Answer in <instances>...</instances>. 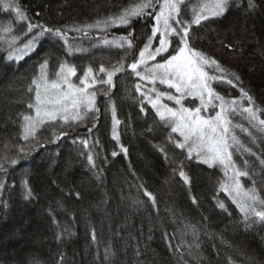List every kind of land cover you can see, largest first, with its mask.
<instances>
[{
	"label": "trees",
	"instance_id": "trees-1",
	"mask_svg": "<svg viewBox=\"0 0 264 264\" xmlns=\"http://www.w3.org/2000/svg\"><path fill=\"white\" fill-rule=\"evenodd\" d=\"M201 1L185 0L180 20H190L189 48L217 62L204 70L223 97L231 158L248 173L239 179L255 189L254 208L242 212L225 190L226 169L177 146L182 136L152 102L164 93L158 102L175 106L167 95L178 93L130 67L152 37L160 0L128 24L117 17L142 0H14L23 17L0 3V264H264V221L255 216L264 211V0H230L223 15L196 24L190 12ZM179 38L154 61L172 55ZM89 68L94 110L81 107V119L57 117L24 139L33 80L65 74L84 86Z\"/></svg>",
	"mask_w": 264,
	"mask_h": 264
},
{
	"label": "snow or ice",
	"instance_id": "snow-or-ice-1",
	"mask_svg": "<svg viewBox=\"0 0 264 264\" xmlns=\"http://www.w3.org/2000/svg\"><path fill=\"white\" fill-rule=\"evenodd\" d=\"M0 3H2L6 9H14L18 16L23 17V13H21L19 8L14 4V0H0ZM181 3L182 0H163L158 13L154 17L156 26L152 29V36L156 37L157 33L160 32L161 27L163 28V32L159 36V47L155 48L154 52L149 51L152 40V37H150L149 43L145 44L144 49L139 52V59L134 61L130 67L137 75H140L137 71L139 65L144 64L147 59L155 60L156 56L168 51L171 42L166 37L169 33L180 37L179 43L184 46L179 47V50L175 55H170L168 58L164 59L163 63L155 64L153 68L149 70L148 76H142L141 78H149L154 83L157 76H159L161 83H167L170 88H175L178 93H181V97L192 96L200 99L201 107L195 109L184 108L181 106L179 110H175L167 107V105H162L161 107H163L165 111L158 110V115L164 120L166 112L171 118V123L174 125L172 131H179L180 135L184 137L185 142L192 141V143L189 144L190 157L192 151L195 150L198 156H203L204 163L211 165L212 163L219 161L221 164H224L225 160L231 161V154L228 152V144L226 140L228 128L226 126L221 127L219 132H217V128L218 126L226 125L229 122L222 116V113L225 111L223 97L216 94L208 83L209 80H213L215 77L209 76L204 70L205 66L217 64V62L215 60H210L201 52L188 48V28H183L181 34V32L173 26L172 21L176 24H181V20L179 19ZM229 4L230 0H213L211 5V15H223L228 9ZM149 6H151V0H147V3L142 0L141 3L133 6L131 10H124L117 19L122 24H128L130 22V17L143 14L144 9ZM249 6H252V0H249ZM206 18L207 17L202 11L195 16L194 22L199 24L201 19ZM97 23H99V21ZM3 30L9 31L11 29L4 28ZM29 30H31V26H29ZM48 31L51 30L49 29ZM56 34L61 35L59 30H56ZM145 53H147V57L145 56ZM46 64L47 62H45V65L41 66L42 69L46 67ZM217 67L219 66L217 65ZM63 71L64 65H61L60 73ZM105 71L106 70L102 66L100 72ZM119 71H122V67L107 71L108 79L103 82L111 84L113 75ZM60 73H57V75L59 76ZM68 73L75 75V69L69 68ZM91 74L92 69L89 68L84 74V78H81L80 84L84 85V87L74 86L68 82L66 77L62 79V82H57L56 80L48 82L42 74L41 80H43V84L33 80V84L36 86L35 103L29 104L28 107L35 109V116H24L26 123L24 125L23 138L28 139L30 135L34 136L38 126L49 121H55L58 116L67 122L70 109L73 112L71 118L74 120L82 118L78 111L81 107L86 111L94 110L95 93L88 94L86 89L89 85L85 83L86 79L91 76ZM229 83H231V81H229ZM65 85L67 87L66 91L64 89ZM137 90H139V86H137ZM162 95L165 94L158 93L157 101L152 102L153 107L157 106L158 99ZM205 97H207V100ZM213 98L222 102L220 105L221 110L216 113L214 118L205 119L200 116V113L202 108L206 106L207 103L211 102ZM167 99L175 100L176 104H181V98L174 97L170 94L167 95ZM248 99L251 100V97H248ZM245 111L249 112L252 118L255 119V113L252 112L251 109L246 108ZM116 122L118 123V121ZM260 123L264 124V120H261ZM63 134L66 133H62V135ZM193 138L195 139L193 140ZM235 139L236 138L233 137V140ZM177 146L183 148L185 145L184 143H180ZM113 155H115V153H113ZM88 159L91 162V156H89ZM12 163L15 164L17 161L13 160ZM183 175V172H181V176ZM247 175L248 173L239 170L236 172L237 177ZM235 188L237 195H242L254 203L258 200L255 189L243 190V186L240 184L239 180H235ZM30 195L31 192H28L27 196ZM219 207L224 209L225 205L219 203ZM240 208L242 212L245 211L243 205H240ZM255 216L261 221H264V211H256Z\"/></svg>",
	"mask_w": 264,
	"mask_h": 264
},
{
	"label": "rangeland",
	"instance_id": "rangeland-1",
	"mask_svg": "<svg viewBox=\"0 0 264 264\" xmlns=\"http://www.w3.org/2000/svg\"><path fill=\"white\" fill-rule=\"evenodd\" d=\"M184 1H185V0H182L181 5L183 4ZM162 2H163V0H160L159 4H158V6H157V9H156V14L158 13L159 8H160ZM212 3H213V0H202L201 3L198 4V6H196V8H194V10H192V11L190 12V15L193 17V22H194V20H195V16H196L197 14H200L202 11H203V14H204L206 17L213 16V15H211V11H212V9H211V5H212ZM179 19H180V16H179ZM189 21H190V20H189ZM189 21L186 22V23H184V22L181 21V24H176L174 21H172V24H173V26H174L177 30H179V31L181 32V34H182V30H183V28H186V27L189 25ZM154 26H156V22L154 23ZM162 32H163V28L161 27V30H160V32L157 33V36H156V37H153V36H152V40H151V45H150L149 51H153V52H154L155 48L159 47V36H160V34H161ZM173 36H175V35L169 33V35H168L166 38H168V39L171 41V38H172ZM153 39H155V40L153 41ZM179 40H180V38L178 39V43H177V45L174 47L175 50H174V52H173L172 55H175V54L178 52L179 47H183V46H184L183 44L179 43ZM152 41H153V42H152ZM103 43H104V44H108V43H112V44H114V43H118V41H116V40H111V41H107V42L104 41ZM148 43H149V42H148ZM154 45H155V46H154ZM170 46H171V44H170ZM188 48H189V46H188ZM25 51H27V50H25ZM25 51H20V52L17 54V56H18V57L22 56V55L25 53ZM165 53H166V52L162 53L161 55L156 56L155 59H157L158 57L163 56ZM145 56L147 57V53H145ZM163 62H164V60H163V61H160V60H159V61H154V60H151V59H147L146 62H145L144 64H141V65H139V66L142 67V71L144 72L143 74L146 75V76H148L149 70L152 69L153 66H154L155 64H157V63H163ZM66 74H67V73H66ZM64 77H66L65 74H63V75H62L58 80H56V81H57V82H62V79H63ZM148 80L152 81V80L149 79V78H148ZM155 81H160L159 76H157V78L155 79ZM48 82H49V81H48ZM210 82H211V80L208 81L209 84H210ZM41 84H43V80H42V83H41ZM164 84L168 86L167 83H164ZM74 86H75V85H74ZM77 87H78V86H77ZM79 87H84V86H79ZM64 89H65V91L67 90L66 85L64 86ZM172 89H174V90L176 91L175 88H172ZM86 92H87L88 94H91V92L88 90V88L86 89ZM176 92H177V91H176ZM177 93H178V92H177ZM174 97H175V96H174ZM176 97L181 98V100H182L181 93H178V96H176ZM185 97H192V96H185ZM192 98H197V99L199 100V107H201L200 99H199L198 97H192ZM205 99L207 100V97H205ZM156 101H157V100H156ZM173 101H174V103H175V100H173ZM162 105H164V104H163V103H159V102H157V106H156L157 111H158V110H159V111H165L164 108L161 107ZM219 105H220V103H216L215 100H214V98H213V99L211 100V102L207 103L206 106H204V107L202 108V111H201V113H200V116L203 117V118H205V119L214 118V117L216 116V113H217V112H220V110L218 109V106H219ZM181 106H182V104H176V103H175V106H167V107H169V108H173V109H175V110H179V109L181 108ZM183 107H184V106H183ZM184 108H187V107H184ZM189 109H191V108H189ZM194 109H195V108H194ZM217 110H218V111H217ZM72 114H73V112H72V110L70 109L69 112H68V116L71 117ZM222 116L227 120L226 115H224V114L222 113ZM58 117H60V116H58ZM165 119H166L168 122H170V124H171L172 126H174V125L171 123V118L168 116V114H167L166 112H165ZM224 126H226V127L228 128V124H226V125H220V126H218V128H217V132H219V131H220V128H221V127H224ZM177 132L180 134L179 131H177ZM231 137H232V133H231V132L229 131V129H228V132L226 133V140H227V144H228V152H229L230 154H231L230 150H231V148H232V143H231V141L233 140V139H231ZM194 139H195V138H193V140H194ZM182 140H183V143H184V144L188 147V149H189V144H191L192 141L185 142L183 136H182ZM192 152H193L195 155H197V152H196L195 150L192 151ZM231 155H232V154H231ZM197 156H198V155H197ZM198 157H199L201 160L204 159L203 156H198ZM231 157H232V156H231ZM212 164H213V165L221 166V167H223L224 169H226V171H227V173H228V177H229V178H228V184H227V187H226L228 193L234 198V200H236V202L239 204V206H240V205H243V206H244L245 211H251L252 208H254L255 203H254L253 201H251V200L246 199V198L243 197L242 195H237V191H236V188H235V180H239V182H240V179H239V177L236 176V172H237L238 169L236 168L235 163L233 162V159L231 158V161H227V160H225V163H224V164H221L219 161H216V162H214V163H212ZM212 164H211V165H212ZM240 184H241V183H240ZM243 190H246V189L243 188Z\"/></svg>",
	"mask_w": 264,
	"mask_h": 264
}]
</instances>
